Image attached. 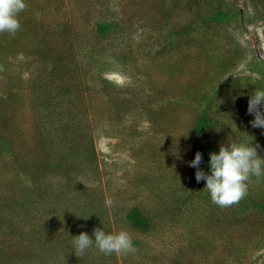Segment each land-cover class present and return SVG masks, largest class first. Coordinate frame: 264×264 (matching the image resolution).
<instances>
[{
    "label": "trees",
    "instance_id": "obj_1",
    "mask_svg": "<svg viewBox=\"0 0 264 264\" xmlns=\"http://www.w3.org/2000/svg\"><path fill=\"white\" fill-rule=\"evenodd\" d=\"M130 1L135 14L144 11L143 1ZM249 1L257 6L254 17L264 21V0ZM32 4V0H25V8L18 14L19 22L20 16L24 14L33 20L32 31L35 37L29 39L32 42L25 43V29L18 32L21 27L12 34L2 32L0 33V54L7 57L18 53L19 49L21 52L38 57L39 74L42 77L39 84L34 85L29 97L30 106L35 114L36 134L32 139L19 132L13 117L14 108L18 106L17 94L0 95V156L6 154L12 160L14 159L18 169L30 174L34 182L42 181L49 175L62 174L68 179L78 160L83 163L89 160L93 167L97 166L92 144L93 136H91V129L87 130L86 123L89 116L84 103L89 100L92 104L94 99H101L102 105L106 103L111 107L112 112L119 113L118 98L122 94L129 93L130 89L127 87L125 90L122 86L116 85L105 74L115 70L129 80L134 76L133 66L143 65L146 61V66H142L139 70L147 73L153 93H164V96L160 100L163 102L160 110H156L152 105L153 101H150L152 96L145 97L141 101L142 111L147 113V120L151 127L161 128L164 126L162 122L166 123L169 119L173 121L176 118L173 109L178 106L186 107L191 115V118H187L190 129L187 142L193 149V154L197 150L200 151L202 156L200 168L208 170V153L218 150L221 142H240L250 138V134L254 137L252 143L258 142L261 146L258 153L264 156V134L260 128H254L249 124L252 116L246 111L249 94L258 88H264V61L258 55H254L248 62L250 65L248 70L255 75L244 74L231 77L233 69L245 57V51L242 53L243 49L235 45V39L230 32L233 23L240 25L242 13L235 1L158 0L155 5L157 9L150 13L154 19L148 18L145 22L149 39L140 35L137 41L131 37L133 33L129 22L132 20L128 18L123 24L122 20L102 16L88 24L89 29L84 32L76 20H73L72 26L65 25V22H56V29L62 34V40L57 42L53 39L52 30H48L55 25H47L34 17V12L39 11L41 3H37L38 9ZM41 9L53 12L56 7L45 2ZM119 35L126 36L128 40L119 44L116 42ZM151 51L159 58L168 57L169 61L165 62L164 71L166 74L169 72L170 77H174H171L169 84H164L162 81L161 84L154 82L153 73H148V69L153 66L148 60ZM100 52L105 54L101 57H106L108 62L100 60L98 57ZM137 60L140 61L134 63ZM130 67L132 72L128 70ZM184 73L190 74L186 81L181 83L179 79ZM176 92L179 94L177 99L171 97L166 99L168 95L175 97ZM101 95L103 98H100ZM120 98L121 103L124 96ZM131 100L133 101L131 108H135L134 98ZM91 107L94 113H100V105ZM120 109L129 113L126 108ZM56 137H59L60 143H53ZM189 169L191 176L187 186L189 189L184 197H180L176 210H182L193 200L199 201L206 207L210 205L209 215L205 217L210 220V223L213 217L220 218L219 226L222 227L227 240L233 246L227 256L233 257L234 250L238 255L237 253L247 248L245 243L250 241L248 235L244 247L238 246L235 238H231L230 230L234 225H247L253 232L250 233L253 236L258 233L259 239L252 238V240L259 241L256 249H260L264 243L262 233L264 232V189H262L264 176L250 177L247 181V194L237 203L221 208L211 201L203 188L204 181H196L194 177L196 169L192 166ZM250 183L256 185L254 188L256 193L250 191ZM40 192L42 193L43 189ZM14 195L13 193L10 196L12 198L10 204L14 201L16 203ZM28 195L20 202V204L23 203L24 216H28V206H32L31 201L35 197L33 193ZM61 199L62 196L58 192L51 193V198L44 202V205L47 203L46 211L55 207V204L62 201ZM82 199V197L79 199L81 208L77 213L83 218L74 221L69 216V219L60 221L63 222L62 224L58 221L53 224L43 222L39 228L36 227L33 219L38 211L33 209L30 212L32 223L30 222L29 227L22 225L24 230L19 240L23 245L22 249L31 253V247L37 249L39 242L45 243L48 245L49 256L52 258H56L57 252H63L64 256L68 254L63 264L81 261L82 259L76 256L78 250L73 245L71 235L80 231H86L91 235L94 228H87L84 225L86 216H92L93 212L85 210ZM250 208L256 209L255 220L249 216ZM62 209L61 207L60 210ZM168 211H171V208ZM97 214H100L98 221L104 228L109 218L105 211H99ZM113 214H116L115 210ZM111 218L114 217L111 216ZM156 219L157 217L150 215L137 204L127 207L122 217V221L130 229L141 233L152 230ZM58 224L61 225L62 230L57 236L55 227ZM37 233L39 236L45 235L47 240L39 241L38 235L36 237ZM53 236L59 240L58 250L49 246V242L54 239ZM132 243L136 244L135 241ZM3 251L4 246L0 242V254L4 255ZM81 254L84 258L87 257L85 253Z\"/></svg>",
    "mask_w": 264,
    "mask_h": 264
},
{
    "label": "rangeland",
    "instance_id": "obj_2",
    "mask_svg": "<svg viewBox=\"0 0 264 264\" xmlns=\"http://www.w3.org/2000/svg\"><path fill=\"white\" fill-rule=\"evenodd\" d=\"M32 1V5H35L37 9L40 7L38 12H34V17L38 20L51 26L56 22H65V25L72 26L73 20H76L83 32L89 29L88 24H91L95 18L102 16L115 18L122 20L123 24L129 18L132 20L129 22L133 33L131 37L136 41L139 40L140 35L149 36L145 22L148 18L154 19L150 13L157 9L155 5L158 2V0H139L143 1L145 9L135 14L130 0ZM233 1L242 13L240 25L233 23L230 32L235 39V45L243 49L242 53L245 51V57L233 69L231 77L244 74L255 75L248 70L250 67L248 62L254 55H258L264 61V21L254 17L257 6L249 0ZM39 2L41 4L38 7ZM45 2L53 4L56 10L53 12L42 10V4ZM19 19L21 28L18 32L25 29L26 40L34 38L33 20L25 14ZM52 28L48 30H52L53 39L60 42L62 34L58 33L56 25ZM26 40H24L26 44L32 42L30 40L26 42ZM127 40L126 36L119 35L116 42L123 44ZM101 56H105L103 52H100L98 57L108 62L106 57ZM148 60L153 65L148 69V73H153V81L169 84L172 76L170 77V73L166 74L164 71L165 62L169 61L168 57L159 58L151 51ZM146 63L133 66L134 76L132 79L128 78L129 80L121 72L115 70L105 72V76L116 85L122 86L125 90L129 87L130 92L122 94L124 99L121 103L119 101L122 96L118 98L120 108L128 109L129 113H125L119 107V113H114L106 103L101 104V99H94L92 104L89 100L84 103L89 116L86 123L87 130L91 129V136H93L96 167H93L89 160H86V163L78 160L68 179L62 174L49 175L42 181L34 182L30 174L18 169L14 159L12 160L6 154L0 156V242L4 246V255L0 254V264H63L68 254L64 256L63 252H57L55 257L58 260H56L49 256V248L45 243L37 242V249L31 247V253L22 249L23 245L19 241L24 230L22 225L29 227L30 222L32 223L30 212L33 209L38 211L33 219V223L38 228L43 222L53 224L58 221L62 224L63 222L60 221L69 219V216L74 221L79 220L83 218L77 213L81 208L79 201L81 197L85 210L93 212L92 216L87 215V220L84 222L87 228L102 227L98 221L100 214L97 212L105 211L109 220L104 225V230L108 232L127 230L132 242L135 241L136 244L133 243V249L129 252L108 254L101 252L93 245L83 252L87 254L85 258L78 251L76 256L82 260L73 264H264V243L260 249H256L259 241L252 238L258 240L259 234L251 235L250 233L253 232L247 225L231 227V238H235L238 246L244 247L246 244L247 247L244 251L237 253L238 255L234 250L233 257H236L233 258L230 255L227 256L233 246L227 240L222 227L219 226L220 218L213 217L210 223V220L205 217L209 215L210 205L206 207L199 201L193 200L182 210H176L180 197H184L189 189L187 186L191 177L189 169L191 166L187 163L193 156V149L187 142L190 137L188 119L191 115L186 107L178 106L173 109L176 113L173 121L169 119L166 123L162 122L164 126L161 128L151 127L147 120V113L140 107L141 101L147 96H152L150 97V101H153L152 105L156 110H160L163 106L160 100L164 93H153L151 90L152 84L148 82L147 73L139 70L142 66H146ZM128 70L132 72V67ZM39 72L40 66L36 55L21 52L19 49L18 53L7 57L0 54V95L17 94L18 106L14 108L13 117L19 132L32 139L36 134L34 127L36 123L29 97L34 85H38L42 77ZM188 74L190 73H184L179 82L186 81ZM178 95L176 92L175 97L168 95L166 99L169 97L177 99ZM100 98H103L102 95ZM132 98H134L135 108H131ZM96 105H100V113H94L91 107L95 108ZM53 143H60L59 137L54 138ZM84 155L86 156V151ZM255 186L253 183L249 184L252 193H256ZM55 192L62 196V201L47 212L45 209L47 203L44 205V202L51 198V193L55 194ZM13 193L17 204L15 201L12 204L9 203ZM31 193L35 197L31 201L32 206H28V216H24L23 203L20 204V202L23 197ZM135 204L143 207L155 218L157 217L155 227L147 233L132 230L122 221L123 212L127 207ZM43 205L44 207L40 208ZM170 208L171 211H168ZM221 208L218 209L222 211ZM114 210L116 214H113ZM256 213L255 208H250V215H248L255 220ZM111 216L114 218L112 219ZM61 230L62 227L58 224L55 227L57 232L55 235L58 236ZM262 233L264 236V232ZM37 235L38 233L36 237ZM248 235L250 241L245 243ZM37 239L43 242L47 240V237L42 234L38 235ZM59 245V240L55 238L49 242L50 248L54 250H58Z\"/></svg>",
    "mask_w": 264,
    "mask_h": 264
},
{
    "label": "clouds",
    "instance_id": "obj_3",
    "mask_svg": "<svg viewBox=\"0 0 264 264\" xmlns=\"http://www.w3.org/2000/svg\"><path fill=\"white\" fill-rule=\"evenodd\" d=\"M25 8V0H0V33H14L20 27L18 14ZM246 111L251 114L249 124L260 128L264 134V88L251 92L247 100ZM250 134L240 142H221L218 150L208 153V170L199 167L202 156L195 151L187 163L194 167L197 182L203 180V188L213 203L225 207L237 203L247 194V181L250 177L264 176V156L258 153L259 143L253 144ZM87 217V216H86ZM72 236L76 250L83 253L95 246L103 253H126L133 249V243L127 230L105 231L103 227H94L91 235L80 231Z\"/></svg>",
    "mask_w": 264,
    "mask_h": 264
}]
</instances>
